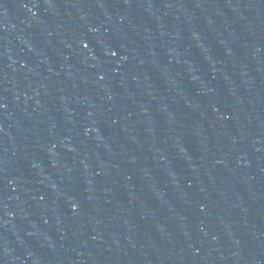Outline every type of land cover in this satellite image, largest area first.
Wrapping results in <instances>:
<instances>
[{
	"label": "water",
	"instance_id": "water-1",
	"mask_svg": "<svg viewBox=\"0 0 264 264\" xmlns=\"http://www.w3.org/2000/svg\"><path fill=\"white\" fill-rule=\"evenodd\" d=\"M0 264H264V0H0Z\"/></svg>",
	"mask_w": 264,
	"mask_h": 264
}]
</instances>
